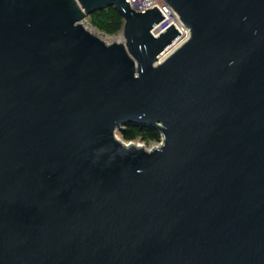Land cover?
Segmentation results:
<instances>
[{
	"label": "water",
	"instance_id": "95a60500",
	"mask_svg": "<svg viewBox=\"0 0 264 264\" xmlns=\"http://www.w3.org/2000/svg\"><path fill=\"white\" fill-rule=\"evenodd\" d=\"M163 2L0 0V264H264V0Z\"/></svg>",
	"mask_w": 264,
	"mask_h": 264
},
{
	"label": "trees",
	"instance_id": "16d2710c",
	"mask_svg": "<svg viewBox=\"0 0 264 264\" xmlns=\"http://www.w3.org/2000/svg\"><path fill=\"white\" fill-rule=\"evenodd\" d=\"M88 20L94 30L108 37L119 35L124 26L123 18L113 7L93 13ZM120 132L125 142L140 140L146 144H152L160 143L162 139L160 132L148 126H125Z\"/></svg>",
	"mask_w": 264,
	"mask_h": 264
},
{
	"label": "built area",
	"instance_id": "2783aa9c",
	"mask_svg": "<svg viewBox=\"0 0 264 264\" xmlns=\"http://www.w3.org/2000/svg\"><path fill=\"white\" fill-rule=\"evenodd\" d=\"M130 8L138 11L145 12L153 8L161 13L164 19L152 30L155 37H158L165 32L172 25L178 30L180 36L177 40L159 57L161 62L162 57H169L175 52L180 46L190 39V30L181 22L179 16L170 7H168L163 0H126ZM120 34H123L122 32Z\"/></svg>",
	"mask_w": 264,
	"mask_h": 264
},
{
	"label": "rangeland",
	"instance_id": "374dc122",
	"mask_svg": "<svg viewBox=\"0 0 264 264\" xmlns=\"http://www.w3.org/2000/svg\"><path fill=\"white\" fill-rule=\"evenodd\" d=\"M83 26L91 33H94L95 35H97L98 37L102 38L107 44H114V43H118V44H125V38L123 36V34H119L117 36H114V37H108V36H105L103 34H100L98 33L96 30H94L91 25H90V22L88 20V18H86V20L82 23ZM116 138L125 143V144H138L140 145L141 147H144L146 150L150 151L151 149L153 148H157V147H160L161 146V143H152V144H146L144 143L143 141H140V140H137L135 142H125L123 141L122 137H121V132L120 130L116 132Z\"/></svg>",
	"mask_w": 264,
	"mask_h": 264
},
{
	"label": "bare ground",
	"instance_id": "6f19581e",
	"mask_svg": "<svg viewBox=\"0 0 264 264\" xmlns=\"http://www.w3.org/2000/svg\"><path fill=\"white\" fill-rule=\"evenodd\" d=\"M97 36V35H96ZM98 37V36H97ZM100 38V37H99ZM100 39H102V38H100ZM103 40V39H102ZM104 41V40H103ZM168 57L167 56H164V57H162V59H161V62L160 63H162V62H164L166 59H167ZM127 145H129V144H127ZM134 146H136V147H141L140 145H138V144H133Z\"/></svg>",
	"mask_w": 264,
	"mask_h": 264
}]
</instances>
